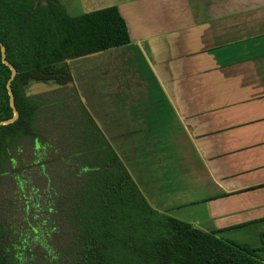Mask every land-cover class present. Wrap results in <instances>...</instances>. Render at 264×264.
<instances>
[{
  "label": "trees",
  "instance_id": "16d2710c",
  "mask_svg": "<svg viewBox=\"0 0 264 264\" xmlns=\"http://www.w3.org/2000/svg\"><path fill=\"white\" fill-rule=\"evenodd\" d=\"M129 42L126 23L114 5L72 15L59 0H0V44L5 60L16 70L9 82L12 107L7 90L11 69L0 49V121L11 118L13 108L18 113L12 122L0 125V174L17 140L40 139L35 124L39 104L26 94L28 85L64 84L70 77L67 59ZM99 135L107 151L89 161L88 175L77 186L72 183L58 203L64 211L65 244L49 250L40 242L29 255H67L72 264H264V218L202 229L155 209ZM25 221L36 233L37 227ZM254 226H260L254 243L229 235ZM13 228L11 232H17L22 226ZM23 260L21 252L7 250L0 225V264L37 263Z\"/></svg>",
  "mask_w": 264,
  "mask_h": 264
},
{
  "label": "crops",
  "instance_id": "0c3cea01",
  "mask_svg": "<svg viewBox=\"0 0 264 264\" xmlns=\"http://www.w3.org/2000/svg\"><path fill=\"white\" fill-rule=\"evenodd\" d=\"M77 4L78 10L71 12L70 4L63 3L72 15L117 7L130 43L149 63L170 109L173 120L168 128H181L195 151L207 181L179 202L199 209L188 221L212 229L264 218V0H77ZM69 87L56 89L63 92ZM167 115H157L163 126H168ZM41 116L46 126L60 128L46 113ZM39 168L48 177L43 166Z\"/></svg>",
  "mask_w": 264,
  "mask_h": 264
},
{
  "label": "rangeland",
  "instance_id": "374dc122",
  "mask_svg": "<svg viewBox=\"0 0 264 264\" xmlns=\"http://www.w3.org/2000/svg\"><path fill=\"white\" fill-rule=\"evenodd\" d=\"M60 1L70 4L69 11L78 10L77 0ZM139 53L129 42L80 56L68 63L74 80L68 96L61 97L59 89L30 95L40 108L36 150L31 139L17 140L8 158L14 161H7L0 175V224L10 254L21 252L23 261H28L36 259L28 255L35 253L40 242L49 250L63 247L66 226L64 211L57 204L59 196L68 192L67 178L79 166H90L89 161L107 151L100 132L152 207L186 221L199 214L191 204L179 202L206 183L205 173L181 128H168L173 120L170 109L149 63ZM160 112L168 113L164 118L168 126L158 119ZM44 113L60 128L46 126ZM39 165L48 177H43ZM27 219L39 229L36 233L27 228ZM25 227L27 231L19 235ZM229 235L252 243L256 240L254 227Z\"/></svg>",
  "mask_w": 264,
  "mask_h": 264
},
{
  "label": "flooded vegetation",
  "instance_id": "af4514ba",
  "mask_svg": "<svg viewBox=\"0 0 264 264\" xmlns=\"http://www.w3.org/2000/svg\"><path fill=\"white\" fill-rule=\"evenodd\" d=\"M97 52H99V51H97ZM93 53H95V52H93ZM69 74H70L69 79L64 84H61V85L63 87L64 86L65 87H69L70 85H72V86H70L72 88H68V89H70V91L73 92V83H74V80H72V76H71V72L70 71H69ZM49 83L52 84V83H55V82H49ZM68 89L66 88L65 91L61 92L62 93L61 94V97H66V95L68 96V94H67L68 93ZM32 142H33V146H35L37 144V139H34V140L32 139ZM88 172H90V170H89V168H87V166H83V165L82 166H79L78 167V170H76V172L73 174L74 175L73 178H71V177H68L67 178L70 181L69 185H71L72 183H76V186H77V183L78 182H81L82 177H86L88 175L87 174ZM59 197H61V195ZM28 257H30V258H36L35 259V261H37L36 264H72V262H70V259L71 258L69 256H67V255L48 254L45 251L42 252V253H37V254H30V255H28ZM31 264H35V263H31Z\"/></svg>",
  "mask_w": 264,
  "mask_h": 264
},
{
  "label": "water",
  "instance_id": "95a60500",
  "mask_svg": "<svg viewBox=\"0 0 264 264\" xmlns=\"http://www.w3.org/2000/svg\"><path fill=\"white\" fill-rule=\"evenodd\" d=\"M35 4H36V2L34 3L33 7L35 6ZM0 49H1V55H2L3 62L6 63L9 66V68L11 69L10 77H9V79L7 81V90H8V93L10 95V97H9L10 104H11L12 107H14V103H13V99H12V94H11L9 82L12 79V77L14 76V74L16 73V70H15L14 67H12L5 60V58H4V47L1 44H0ZM60 87H62V85L61 84H58V83H52L51 84V83H47V82L37 81V82H33L30 85H28V87L26 89V94L27 95L37 94V93H41V92H45V91H50V90H53V89H56V88H60ZM17 115H18L17 111L13 108V116L11 118H9V119L0 121V125L1 124H7L9 122H12L17 117Z\"/></svg>",
  "mask_w": 264,
  "mask_h": 264
}]
</instances>
